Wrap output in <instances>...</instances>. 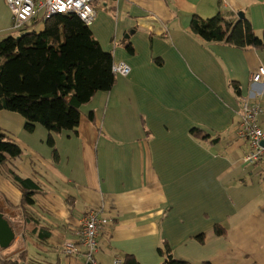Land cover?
Returning <instances> with one entry per match:
<instances>
[{
  "label": "crops",
  "instance_id": "crops-1",
  "mask_svg": "<svg viewBox=\"0 0 264 264\" xmlns=\"http://www.w3.org/2000/svg\"><path fill=\"white\" fill-rule=\"evenodd\" d=\"M93 6L94 38L112 64L124 62L129 72L112 70L115 84L81 106L75 131L51 133L41 124L28 131L22 115L0 110V127L22 148L20 157L0 165V214L12 232L0 246V264L85 263L61 247L78 242L83 215L93 208L110 217L98 236L100 264L123 262L125 254L160 264L166 244L188 264H264V167L244 161L249 145L236 134L242 95L259 102L264 131V81L249 80L264 66V49L206 42L189 28L195 15L221 12L233 21L243 13L262 34L264 0H95ZM42 14L14 34L0 0V39L33 24L42 29ZM148 15L161 22L162 33L138 24ZM9 170L37 182L32 203L22 202Z\"/></svg>",
  "mask_w": 264,
  "mask_h": 264
},
{
  "label": "trees",
  "instance_id": "trees-1",
  "mask_svg": "<svg viewBox=\"0 0 264 264\" xmlns=\"http://www.w3.org/2000/svg\"><path fill=\"white\" fill-rule=\"evenodd\" d=\"M189 28L206 42L264 49V32L256 33L245 16L232 21L221 12L208 18L195 15ZM20 33L23 34L18 38L6 35L0 39V110L20 113L28 131L36 124L51 133L75 131L81 119V106L96 92L108 91L115 84L112 54L101 47L88 25L75 13L51 15L43 21L42 29ZM233 88L241 96L239 85L234 84ZM89 116L92 119V113ZM192 133L208 136L198 128H193ZM47 140L53 144L51 135ZM21 154L20 144L0 127V165ZM9 173L22 192V202L32 203L34 195L40 192L37 182L11 170ZM164 249L160 264H188L175 258L167 244ZM158 251L162 253L160 247ZM23 255L24 252L19 254ZM121 264L140 263L133 254H125Z\"/></svg>",
  "mask_w": 264,
  "mask_h": 264
},
{
  "label": "built area",
  "instance_id": "built-area-1",
  "mask_svg": "<svg viewBox=\"0 0 264 264\" xmlns=\"http://www.w3.org/2000/svg\"><path fill=\"white\" fill-rule=\"evenodd\" d=\"M10 15V29L21 30L25 24L37 16L38 11H42L41 19L48 18L54 14L75 13L78 17L90 25L95 18L96 12L93 6L95 0H3ZM112 70L116 74L126 75L129 66L124 62H114ZM251 82L263 83L264 66L250 74ZM261 108L258 101L252 100L248 95L241 97V110L239 112V122L236 134L243 138L249 145V151L244 156V161L250 164L264 167V131L259 126L258 115ZM109 217L102 215L99 209L93 208L87 211L82 218L80 226V236L78 242L66 241L61 250L64 254H77L85 259L78 264H100L95 258L98 248V236L105 224L109 222ZM122 259L116 257L114 264H121Z\"/></svg>",
  "mask_w": 264,
  "mask_h": 264
},
{
  "label": "water",
  "instance_id": "water-1",
  "mask_svg": "<svg viewBox=\"0 0 264 264\" xmlns=\"http://www.w3.org/2000/svg\"><path fill=\"white\" fill-rule=\"evenodd\" d=\"M240 17L243 13L239 14ZM139 25L149 28L153 33H162L164 27L161 22L153 15L143 16L137 19ZM23 33H20L16 37H20ZM12 239V232L8 222L0 214V246H7ZM20 264H26L21 262ZM89 264V263H88Z\"/></svg>",
  "mask_w": 264,
  "mask_h": 264
},
{
  "label": "rangeland",
  "instance_id": "rangeland-1",
  "mask_svg": "<svg viewBox=\"0 0 264 264\" xmlns=\"http://www.w3.org/2000/svg\"><path fill=\"white\" fill-rule=\"evenodd\" d=\"M32 28H34V29H37L38 28V25H35V24H33L32 25ZM19 31L18 30H16V31H13V33L14 34H16V33H18ZM250 97V96H249ZM83 110H84V112H85V107H83ZM13 112H16V111H13ZM17 114H20V113H18V112H16ZM21 115V114H20ZM109 219H110V217H109ZM110 221V220H109ZM107 224V223H106ZM105 224V225H106Z\"/></svg>",
  "mask_w": 264,
  "mask_h": 264
}]
</instances>
